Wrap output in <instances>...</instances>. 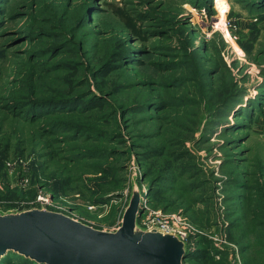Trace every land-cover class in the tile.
<instances>
[{"label": "rangeland", "instance_id": "obj_1", "mask_svg": "<svg viewBox=\"0 0 264 264\" xmlns=\"http://www.w3.org/2000/svg\"><path fill=\"white\" fill-rule=\"evenodd\" d=\"M136 189L183 264H264V0H0V214Z\"/></svg>", "mask_w": 264, "mask_h": 264}, {"label": "water", "instance_id": "obj_2", "mask_svg": "<svg viewBox=\"0 0 264 264\" xmlns=\"http://www.w3.org/2000/svg\"><path fill=\"white\" fill-rule=\"evenodd\" d=\"M141 212L136 189L113 232L46 209L0 214V263L13 252L38 264H183L185 243L171 233L141 229Z\"/></svg>", "mask_w": 264, "mask_h": 264}, {"label": "built area", "instance_id": "obj_3", "mask_svg": "<svg viewBox=\"0 0 264 264\" xmlns=\"http://www.w3.org/2000/svg\"><path fill=\"white\" fill-rule=\"evenodd\" d=\"M144 206L145 205H143L142 207V212L139 213L137 217V224L141 229L146 231L158 229L165 233L177 235L185 243V245L189 248L190 251V247L186 243L188 235L186 227L187 224L184 223L182 217L166 215L162 213L153 214L149 210H144Z\"/></svg>", "mask_w": 264, "mask_h": 264}, {"label": "trees", "instance_id": "obj_4", "mask_svg": "<svg viewBox=\"0 0 264 264\" xmlns=\"http://www.w3.org/2000/svg\"><path fill=\"white\" fill-rule=\"evenodd\" d=\"M0 264H38L16 253L10 252Z\"/></svg>", "mask_w": 264, "mask_h": 264}, {"label": "bare ground", "instance_id": "obj_5", "mask_svg": "<svg viewBox=\"0 0 264 264\" xmlns=\"http://www.w3.org/2000/svg\"><path fill=\"white\" fill-rule=\"evenodd\" d=\"M41 201H44V200H41ZM47 202V201H46ZM60 206V205H59Z\"/></svg>", "mask_w": 264, "mask_h": 264}]
</instances>
